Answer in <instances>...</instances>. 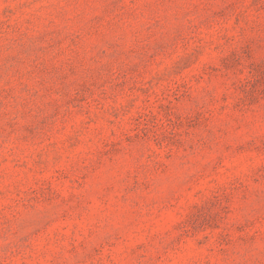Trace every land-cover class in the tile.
Returning <instances> with one entry per match:
<instances>
[{"label":"rangeland","instance_id":"obj_1","mask_svg":"<svg viewBox=\"0 0 264 264\" xmlns=\"http://www.w3.org/2000/svg\"><path fill=\"white\" fill-rule=\"evenodd\" d=\"M0 264H264V0H0Z\"/></svg>","mask_w":264,"mask_h":264}]
</instances>
